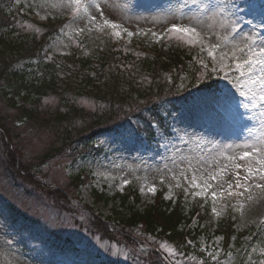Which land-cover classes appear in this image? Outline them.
I'll return each instance as SVG.
<instances>
[{
    "label": "rangeland",
    "instance_id": "374dc122",
    "mask_svg": "<svg viewBox=\"0 0 264 264\" xmlns=\"http://www.w3.org/2000/svg\"><path fill=\"white\" fill-rule=\"evenodd\" d=\"M15 1L16 7H22L32 16L29 21H20L19 24L20 32L28 36L40 37L41 23L66 22L61 35L47 44L49 56H66L73 49L89 53L97 45L109 46L112 40L108 34L119 31L125 44L140 41L147 48L176 46L184 49L203 72L207 69L219 74L222 84L220 91L196 93L172 118L168 138H159L156 146H145L140 138L130 135L113 139L106 136L95 141L102 151L93 159H79L73 163L70 162L71 157L60 156L45 164L41 173H37L41 178H36L39 184H46L48 189L61 195H64L62 191H67L69 200L78 206L77 213L74 210L70 212L67 204L62 211L55 209L45 198V192L23 185L21 181L18 185L23 186V190L14 188L4 178L2 170L0 194L19 211L40 220L53 234L67 237L76 244L80 257L75 264H98L103 258L111 259L115 264H142L140 259L148 256L149 247L142 244L133 249L119 239L108 237L92 225L89 212L85 209H92L95 215L100 216V221L105 219L113 225L118 218H126L132 208L142 211L153 204L161 190L164 200L172 202L178 201L182 192L186 212L191 211L192 201L202 200L210 208L209 223L200 224L197 219L192 225V229H201L197 242L202 248L209 249L216 256L214 259L220 258V264H234L236 256L233 253L223 258L222 237L214 235L212 229L219 220L231 214L238 230L250 224L256 228L264 224V192L254 187L255 183L264 181L258 178L249 180L247 184L253 185L249 191L234 188L235 172L239 171L243 177L246 175L244 167L250 163L240 160V154L250 152L253 144L261 146L264 101L259 98L260 84L252 81L258 80L264 72L259 65L252 66V72L247 67L236 69L234 65L221 68L219 56L221 52L227 53L232 59L224 63L232 64L233 60L242 62L248 59L249 45L257 52L264 47V0H245L242 3L239 0H84L87 13L74 12L70 0ZM105 19L118 27L113 29L105 25ZM173 23L194 26L201 37L196 43H190L182 35L168 32ZM129 32L133 34L129 36ZM211 45L219 46L216 60L208 56ZM233 48L238 50L233 53ZM43 98L44 104L51 106L59 101L51 94ZM76 104L99 114L102 107L92 98H81ZM7 109L6 101L0 95V114L4 116L8 113L12 117L14 112ZM35 126L40 128L39 132L21 128L18 131L20 137L16 138L18 146L11 145L10 149L14 162L27 169L32 178L36 177V170L29 169L35 166L53 138L47 126L40 123ZM91 127L87 125L78 132ZM245 144L249 147H244ZM4 150L3 143H0V152L4 153ZM229 157L237 159L233 161ZM234 163L241 164L242 168L234 169ZM251 164L256 167L254 161ZM218 169L224 171L212 181L210 176L216 175ZM78 173L82 178L85 176L86 182L75 191L69 186L70 177ZM193 175L201 184L205 181L212 184L208 193L201 196L194 194L200 189L191 185ZM125 180L127 184L123 183ZM229 183L233 184V191L243 192V195H229ZM241 183L244 181L241 180ZM153 186L156 189L154 193L148 190ZM128 188L134 189L136 194L134 199L122 204L116 196L125 193ZM212 191L217 193L215 199L211 197ZM213 208L216 213H213ZM72 213L76 215L73 217ZM5 234L7 232L0 236V264H51L23 250L19 240L7 241ZM160 248L174 263L180 264L169 246L160 243ZM248 256L247 264H261L264 261V243L253 246Z\"/></svg>",
    "mask_w": 264,
    "mask_h": 264
},
{
    "label": "trees",
    "instance_id": "16d2710c",
    "mask_svg": "<svg viewBox=\"0 0 264 264\" xmlns=\"http://www.w3.org/2000/svg\"><path fill=\"white\" fill-rule=\"evenodd\" d=\"M20 21L29 18L15 6L14 0H0V95L7 110L14 112L12 117L8 113L0 114V143L5 148L4 153L0 152V170L14 188L23 190L18 185L21 181L45 192V198L60 211L67 204L70 212L77 213L78 206L69 200L67 191L61 195L46 184H39L37 179L41 178L37 173H41L45 164L60 156L71 157L73 163L93 159L102 151L95 141L106 136L139 137L149 147L156 142L153 124L165 133L180 110V101L188 102L194 91L217 88L215 75L207 69L203 72L180 47L147 48L140 41L126 46L108 34L112 40L109 46L97 45L89 53L73 49L66 56L48 58L44 48L57 36L59 22L39 24L42 33L37 38L20 32ZM49 94L59 99L56 105L44 104L43 97ZM81 98H92L101 104L100 114L76 104ZM37 123L47 126L53 138L35 166L29 169L36 170V177L32 178L27 169L14 162L10 149L11 145L18 146L16 138L20 137L21 128L39 132ZM102 123L108 124L102 127ZM87 125L92 127L78 132ZM70 180L69 186L75 191L84 183L81 174ZM135 194L134 189L128 188L116 197L125 204ZM178 196V201H165L161 190L153 204L142 211L132 208L115 225L100 221L92 209L85 210L92 225L130 248L140 246L141 242L160 248V243H164L180 264H220V258L214 259L213 253L197 243L201 229L189 226L195 215L200 224L209 223V206L202 200L192 201L191 211L186 212L183 193ZM214 226L212 233L222 237L223 258L233 253L234 264H247L249 250L264 243L262 227L250 224L238 230L232 214ZM4 232L7 241L19 240L23 250L51 264H75L80 257L76 244L53 234L40 220L19 211L0 194V236ZM148 252L146 258L140 259L142 264H165L154 250ZM98 264L114 263L102 259Z\"/></svg>",
    "mask_w": 264,
    "mask_h": 264
},
{
    "label": "snow or ice",
    "instance_id": "6c2138e0",
    "mask_svg": "<svg viewBox=\"0 0 264 264\" xmlns=\"http://www.w3.org/2000/svg\"><path fill=\"white\" fill-rule=\"evenodd\" d=\"M71 4L73 5V11L74 12H80L83 11L87 13L88 8L84 2V0H70ZM97 8H99V5H95ZM103 15V13H101ZM93 20H95V17H92ZM104 24L116 29L118 27L117 24L114 22L105 19ZM125 31H127L125 29ZM168 32L170 33H176L180 34L183 37L187 38L190 43H196L197 40L201 37V33L197 30L196 27L191 26V25H181L177 23H173L170 25V27L167 29ZM115 35L119 36L120 32L116 31L114 33ZM133 33L129 32L128 35L131 36ZM153 35H156L153 33ZM202 42V41H201ZM218 45H211V47L208 49V56L211 57L213 60L217 59L216 56V49L218 48ZM249 52H248V59L243 60L242 62L239 60H233L232 64H225L224 61L228 59H232L231 57H228L227 53L221 52L219 56V61H220V66L221 68L224 67H231L234 65L236 69H243L245 67L248 68L249 72H252V66L259 65L261 67V71L264 72V47H261L259 51H255L254 49L251 48V46H248ZM238 49L233 48V53H235ZM215 70V69H213ZM241 75H243V72H241ZM259 83L261 86V94H260V100L264 101V75L258 78V80H253L252 83ZM246 95V93H242ZM253 99H255V95H253ZM264 115V113H262ZM259 144L261 146H257L255 144L251 145V151H245L240 154L239 159L240 160H248L250 163L244 167V171L246 175L241 177L240 172L236 171L235 172V189H243V191H249L250 187L253 185H248L247 182L251 179L258 178L261 181H264V134L261 135ZM244 147H249V145L245 144ZM229 159L235 161L237 158L236 157H229ZM254 161L256 164V167H253L251 162ZM234 169H241L242 165L239 163H234L233 164ZM224 170L218 169L216 175H211L210 179L212 181H215L217 179V175H221ZM241 180L244 181V183H241ZM123 183L127 184L128 181L125 180ZM191 185L195 188L200 189L199 192L194 193L197 196L204 195L208 193V190L212 187V184L207 183L205 181L203 184L199 183L197 181V178L195 175L192 176L191 179ZM254 187L257 189H260L262 192H264V183H255ZM228 189L229 195H243V192L240 191H233V184L229 183L228 184ZM150 192H155V187H150L148 189ZM217 196V193L215 191L211 192V197L215 199ZM249 199L251 200L252 197L249 196ZM213 213H216V209L213 208ZM264 223V221H262ZM261 264H264V261L261 262Z\"/></svg>",
    "mask_w": 264,
    "mask_h": 264
}]
</instances>
